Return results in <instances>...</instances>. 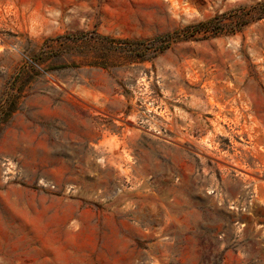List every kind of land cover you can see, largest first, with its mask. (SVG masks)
<instances>
[{
    "label": "rangeland",
    "instance_id": "rangeland-1",
    "mask_svg": "<svg viewBox=\"0 0 264 264\" xmlns=\"http://www.w3.org/2000/svg\"><path fill=\"white\" fill-rule=\"evenodd\" d=\"M261 1L0 0V264H264Z\"/></svg>",
    "mask_w": 264,
    "mask_h": 264
},
{
    "label": "trees",
    "instance_id": "trees-1",
    "mask_svg": "<svg viewBox=\"0 0 264 264\" xmlns=\"http://www.w3.org/2000/svg\"><path fill=\"white\" fill-rule=\"evenodd\" d=\"M252 13L245 12L244 10L235 11L233 16L232 27L229 29L226 28V17L231 16L230 14H221L216 15L206 21H200L194 24H191L185 27L183 30L179 32H175L172 35H169L166 39H177V40H197L202 36L203 38L208 36H218L224 32L236 33L240 32L246 27L252 20L262 19L264 18V1L258 2L254 6H252ZM161 39H157L155 41H160ZM116 42V41H113ZM147 41L141 42L145 44ZM129 44V43H128ZM128 46V45H127ZM131 46L129 45V47ZM10 108L8 109V114L10 115L16 108V99L14 95H11L10 98Z\"/></svg>",
    "mask_w": 264,
    "mask_h": 264
}]
</instances>
